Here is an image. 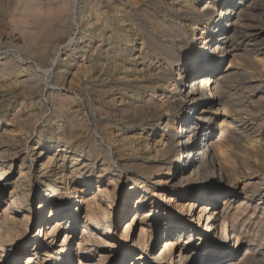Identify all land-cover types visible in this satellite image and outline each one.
<instances>
[{
  "label": "bare ground",
  "instance_id": "1",
  "mask_svg": "<svg viewBox=\"0 0 264 264\" xmlns=\"http://www.w3.org/2000/svg\"><path fill=\"white\" fill-rule=\"evenodd\" d=\"M14 1H17V3H15L16 7H13L14 13L12 11V20L9 18L7 19V22L12 23L14 20L13 23L16 22V27L15 25L12 26L21 30V34H19L20 30L18 33L21 35V37H18L17 35V37L14 38V42L16 43L26 40L28 37L31 38L32 35L34 40L36 37V39H40L39 35L35 33L37 29H46L47 31L49 29V31L53 33L55 37H63L66 32V26H68L67 21L71 19L70 21L75 23L78 16L81 14L79 6L80 0ZM124 1L128 2V6L123 4ZM256 1L221 0L220 4L218 5L215 17L211 19L209 26L202 25L200 34L196 39L197 43L193 47L194 50L192 51L191 56L186 58L185 55L188 46V28L180 27L176 21L187 17L194 21L203 20L206 22L212 14L209 10L199 9L196 4L197 1L192 5L195 11H191L189 9V0H180V2L184 5L180 4L179 7L173 5L172 8L175 7V11L163 8L160 2L157 0H142L140 3L136 0H105V2L102 0L89 1L92 12L96 16L103 17L105 19L104 25L107 28L112 27L111 15L115 13H126L130 20H135L136 25L139 24V20L135 19L138 16L140 20L144 22L143 24L148 28V30L144 32V40H146V45H152V48H148V52L157 59L160 67L156 68V72L154 71L155 73L153 72L157 80L156 82L149 81V79L145 82L143 81L141 84L142 86L147 87V89H154L160 82H162L161 79L163 77H167V81L172 79L174 82H172L173 87L175 86L178 89V98L185 103L181 112L174 118V132L168 135L167 139H165L166 141L163 142L164 147L161 145L163 148L157 149V144L155 142L151 146L153 149L152 154L160 152L163 156L161 157L164 158L168 156L167 160L169 161L164 163L159 158V160L155 161L149 160L150 162H145V160L139 162H129L127 161L128 159H125L124 161L122 159L118 160V158H120L119 155H117V152H115L116 155H114V152L111 149L106 151L107 156L102 157L103 149L97 145L99 142L96 144L95 136L91 134V139H87L84 138L79 132L81 127L82 131L86 130L85 133L87 135V132L89 131V125L87 122H83L82 119L78 121L77 118L72 117V115L69 113L70 102H76V97L75 99H71L67 95L60 96L62 91L57 90L52 91L47 96V99L54 102V107H56V110L62 113L60 120H66L65 124L69 126V132L66 134V136H64V138H62L64 140L62 143H59V138L57 136H53L51 134L46 135L43 141L36 140L29 143L28 139H26V135L29 133V126L27 125L30 123H28V121L23 122V119L30 120V117L24 115L22 110L17 109L19 106V104H17L14 107L17 109V111L9 120L12 124L6 123V121L4 124H0V149H4L2 152H0V188H3L4 183H7L11 178L16 176H18V179L15 184L16 187L19 188L16 189L17 193L11 194L7 201L8 206L3 209L1 211L2 213L0 214V264H17L19 259H21L25 253L24 246L27 245L31 246V251L26 255L25 264H29L31 261H33L35 264H48L50 261V253L54 249H48L47 247L45 248V246L43 247L41 241L45 242V238L60 233L63 225L67 227L66 233L63 234L62 239L56 248L58 250L60 249V251H62L64 247H68V249L66 256L62 258L60 264H77V262L79 264H127L128 262L125 263V261L128 256H131V260L128 264L131 262L132 264H137L135 260L143 261L147 255L152 253L160 240H162L161 246H159L160 255L158 254L153 257V264H197L194 251L201 250L203 247L193 241L195 238L196 240H206V245H209L210 247L207 248L208 253H206L201 258L202 264L211 258H214L213 256L216 254L218 257L220 256L222 259H224L234 254L237 255L236 252L239 248H245V246L243 248L245 240L247 239L246 235V238L243 236L245 233L243 235L239 233L234 234L232 225L234 222L236 223V221L239 220H244L243 222H245L247 218L253 217L258 211L260 213L262 211L263 215L264 189L259 181L248 182V180H238L233 183V177L231 178V175L226 172L227 169H224L221 165V160H227L228 156L224 153L225 151L223 152L222 150H217V148H214V141L215 139H218V142H220V139L224 138L226 134L228 135V128L231 125V123L226 122V117L224 119L222 118L223 120L221 119L220 123L218 119L219 115L222 113L219 112V108L223 107L222 100L220 99L221 97L219 98L222 85H224L225 81L231 78L234 74H237L234 67L235 65L232 63L234 59L231 60V63L227 68L223 66L224 63L228 61L231 56L236 54L238 46H240V42H246L248 44L253 43L256 46L261 45L263 47L261 51L264 53V33L257 30V28H255L256 23L253 24L247 17V14L252 11ZM236 8L239 9V13H237L238 15H236ZM253 18L251 19L253 20ZM4 23L6 24V21ZM70 25L69 27H71ZM8 26H10V24ZM7 28L8 27L6 25L5 30ZM15 28L13 31L16 30L17 32L18 30ZM1 30L0 32H2ZM8 31L10 32L12 29L10 28ZM113 31H115L117 34L116 29ZM39 32V34L42 33L40 30ZM11 34L12 33L10 32V35ZM35 34L37 36H35ZM46 34L43 32L45 37L47 36ZM213 34H215V36ZM117 35L120 36L121 34L118 33ZM12 37L14 36L12 35ZM52 38L54 40L53 36ZM40 40L42 41V39ZM65 40H62L63 44H72L71 41L68 42ZM9 41L10 40L7 42ZM36 41L37 40H35L33 44H36ZM20 43L23 44V42ZM211 43L213 44L210 45ZM24 45H26V42ZM37 45L35 47H37ZM31 46L32 45H30V47ZM19 47H22V45L18 46L17 48ZM53 47L54 46H52V48ZM24 49L23 53L25 51ZM40 50L43 49L40 48ZM48 52L49 50L47 53ZM45 56L46 55H44V57ZM182 56H184V58ZM18 59H21V57ZM171 63H177L176 73L179 80H176L175 77H171V75H166V68H163V66H167ZM260 63L261 66H264L262 60ZM49 69H51V67L48 68V71H45L46 75L48 76L47 81L51 80V76L53 75V70ZM1 75H3V73ZM239 76L241 77V74ZM63 83L65 82H62V84ZM186 83L189 85L188 91L183 89ZM106 85L107 84H101L99 85L101 87L98 88L104 89L103 86ZM127 85L128 84H125V86ZM130 85L131 84H129V86ZM77 86L78 85H76V87ZM93 90H97V92H99V89L94 88ZM98 98V101L100 102L97 105H99V108L102 110V98L101 96H98ZM154 98L155 92H151L150 97L147 98L144 96V100L142 102L140 100L135 101V99H133L128 105L122 107L120 111L110 112L109 110V112H107L109 115H112V117L114 116L116 119L123 120V124L127 127H132L136 124H143L148 128L149 124L144 123L147 116H156L161 114V112L164 110L169 112L170 110H173L176 105V101H173V98L171 97V99L167 95L159 101H156ZM20 102L21 106L24 101L22 100ZM3 104L4 103H2V105ZM109 106L110 105H108V107ZM225 109H222V111L224 110L222 116H226L225 113H227V111ZM104 112L106 114V111H103V113ZM96 113H98V110ZM89 122L91 125L98 126L105 134L107 133V127L110 125L109 123L99 124L95 116H90ZM167 126L168 122H165L164 128ZM203 126L205 127L204 131L206 135L199 137L201 136L200 134L204 132L202 131ZM230 128L232 127L230 126ZM42 129L43 127L40 126H32V130H35V132ZM251 130L249 133H251ZM91 132L92 131L89 133ZM98 132H96V134L100 135ZM105 138H108L107 134L105 135ZM201 138H203V140ZM256 140H258V138ZM259 142H261V140ZM222 143L220 144L222 145ZM253 144L254 143H252V145ZM260 144L261 143H259V145ZM263 144L264 143H262L261 147ZM27 156H30V161L28 163H26ZM100 156L102 158H100ZM170 157L176 158L177 161L175 172L172 174H168V172H166L165 176H157L156 179L152 180L151 182H148L146 178L141 176H148L151 173H160L163 166H165L167 171H169L173 165ZM19 159L21 160L20 165L15 164V162ZM226 162L228 161H225V163ZM7 164L9 165L7 166ZM255 167L257 169L256 165ZM115 168H117V170ZM240 169L241 166L238 170ZM240 171L239 173L241 174L243 171ZM256 171L260 172L258 170ZM261 174H263V170ZM103 176H107L109 178L107 184H103L104 182L101 179ZM95 177H97L96 191L93 195H91L89 192L92 190L91 186H93L92 182H94ZM125 184H127V188H125ZM37 185H42V187H44V196L38 200L37 209H33V201L39 197V193H35L37 189H33V187H37ZM230 188H233L234 190H231ZM4 196V190H0V204H4ZM256 197H259V199L253 206V200L256 199ZM237 200H240V202H237ZM48 208L50 209V215L47 219V217L43 216V214L47 212L46 210ZM186 209L187 211H185ZM157 214H159V217H157ZM81 215H84V217L82 216L83 234L77 243V247H74L73 245L69 247V240L75 237L73 233L75 230H77V221L81 219ZM152 215L155 217L150 219ZM127 217H132V220L125 221L120 235L118 237H114V235H112L111 239L107 240L106 237L109 234L110 226L112 225L114 232L117 231L118 220H123ZM203 221L204 225L202 226ZM49 222H52V224L43 233V225L45 227V225L49 224ZM229 222L232 223V228L229 226ZM161 226L165 231L164 236L162 235V237H156L157 229ZM136 228L138 229V235H136L137 237H135V233H131V230L134 229L135 231ZM184 233H186L187 238L186 241L184 240V242H182ZM35 244L37 247H35ZM133 248H138V250L140 249V253L132 256ZM244 253L247 255L249 254L247 251ZM252 254L253 253H251V255ZM95 255L98 257V259H95ZM241 256L245 257L243 255ZM247 260H249V258ZM144 261H147V258ZM243 262H241V264ZM227 263L224 261L223 264Z\"/></svg>",
  "mask_w": 264,
  "mask_h": 264
},
{
  "label": "rangeland",
  "instance_id": "2",
  "mask_svg": "<svg viewBox=\"0 0 264 264\" xmlns=\"http://www.w3.org/2000/svg\"><path fill=\"white\" fill-rule=\"evenodd\" d=\"M89 1H91V0H80L79 6H80V10H81L80 13L81 14L78 16L77 21L75 23H73V21H70L71 19H69L67 21L68 26H66V32H65V35L63 37H60V36L55 37V35L53 33H51L49 31V29H48V31L46 29H44V30L43 29H37L38 31L36 30L35 33L39 35V37H40V39H42V41L40 39H36L37 38L36 37L35 40H37L36 41L37 43L35 42L36 44H33V42L35 40H34V38H32L33 37V35H32L31 38L28 37L29 39L26 38V40L18 42V43L23 42V44L22 43L18 44L16 42H14V38H16L17 35H18V37L19 36L21 37V35H19V34H21V30L18 28H15L16 22L13 23L14 20L12 21V23L7 22L8 21L7 19H9V18H10V20H12V16H13L12 11L16 7L15 3H17V1L0 0V19H1L0 20V23H1L0 26L2 29V30L0 29L2 31V32H0L1 33L0 34V38H1V41H0V73L1 74L3 73V75L0 74V102L4 103L3 104L4 106L2 105V103H0V113H1L0 124H4L5 121H6V123L12 124L9 120L11 119L13 114L16 113L17 109H20V110H22V113L24 115L30 117V120L23 119V122L28 121V123H30L27 125V126H29L28 127L29 133L26 135V139H28L29 143L36 141V140L37 141H43L45 139V136L48 134H51L53 136H57L59 138V143L60 142L62 143V141H64L62 138H64V136H66V134L69 132L70 128H69V126H67V124H65L66 123L65 119L60 120L62 113L60 111L56 110V107H54V102L47 99V96L52 91H54V90L62 91L60 93V96L61 95L66 96L67 95L71 99H75V97H76V102H72V101L70 102V105H69V111L70 112L69 113L72 115V117L77 118L78 121L82 119L83 122H87V124L89 125V131L87 132V135L85 133L86 130L82 131L81 127H80V129L78 127V129L80 130L79 132L84 138H87V139H91V134L95 136L96 144L99 142L97 145L103 149V151H102L103 154L101 153L103 155V156L101 155L102 157L107 156L106 151L111 149V150H113L114 155H116L115 152H117V155H119L120 158H118V160L122 159L124 161L125 159L126 160L128 159L127 161H129V162H139V161L145 160V162H150V161H155V160L160 159V160H162V162L167 163L169 161V160H167L168 156L162 158L163 156L160 152L152 154L153 149L151 146L155 142L157 144L156 145L157 149L164 147L163 142L166 141L165 139H167L168 135H170L171 133L174 132V129H173L175 126V119L174 118L177 114H179L181 112L185 103L181 99L178 98V96H177L178 95V89L175 86L173 87V85H172L174 83L173 80L169 79L167 81V77H163L161 79L162 82H160L157 85V87L154 89H150V88L147 89V87L142 86L141 83H143V81L145 82L149 79H150L149 81H153V82L157 81L154 73L156 72V68L160 67L157 59L154 56L150 55V53L148 52V50H149L148 48H152L151 47L152 45L151 46L146 45V40H144V32H146L148 30V28L143 24L144 22L141 21L140 18L137 16L135 19L139 20V24L136 25L135 20L134 19L130 20V18L127 17L126 13H123V14L122 13H115V14L111 15L112 27L107 28L104 25L105 19L103 17L96 16L92 12L91 7L89 5ZM93 1H96V0H93ZM102 1L105 2V0H102ZM136 1H138L140 3L142 0H136ZM157 1L160 2V4L162 5L163 8H165L167 10H173V11H175V9H176L175 7L172 8L173 5L178 6V7L180 4L184 5L183 3L180 2V0H176V1L175 0H173V1L172 0H157ZM196 1H197L196 4H197L199 9L209 10V11H211L212 14L206 22H204L203 20L194 21V20L189 19L187 17L183 18L182 20L176 21L177 24L180 25V27L188 28L187 29L188 46L186 49L185 58L191 56L192 51L194 50L193 47L197 43L196 39L198 38V36L200 34V29H201L202 25L203 26L204 25L209 26V23H210L211 19L213 17H215V14L217 13L218 5L221 2V0H199V1L198 0H189V2H190L189 3L190 4L189 9L191 11H195V9L193 8L192 5ZM124 2H123V4L125 6H128V2L127 1H124ZM251 12H252V14H251ZM251 12L248 13L249 16L250 17L252 16L251 18L254 17L255 19L253 18V20H252L248 16V14H247V17L249 18V20H251V22L253 24L256 23L257 26L255 25V28H257V30L264 33V19H263L264 18V0H257L255 5L253 6ZM13 13H14V11H13ZM237 13H239V9H237L236 15H238ZM83 14H84V16H83ZM118 14H119V16H118ZM86 19H88V20H86ZM3 21L4 22L6 21V24ZM120 21H121V23H120ZM3 24L5 27L3 26ZM9 24H10V26L15 25V27H13V26L10 27V26H8ZM6 25L9 28V29L7 28L8 30H10V28H11L13 31L15 28L18 31L16 32V30H15V31H13L14 33L12 31H10L12 33L10 35V32L7 29L5 30ZM69 25L71 27H69ZM68 27H69V29H68ZM128 27H130V28H128ZM140 28H141V30H140ZM144 28H145V30H144ZM114 29H116L117 34L119 33L121 35L118 36L115 33V31H113ZM19 30H20V33H19ZM39 30L42 32L41 34H39L40 33ZM45 30H46V32H45ZM43 32H44V34H46L48 32L49 33L46 34L47 36L45 37V35H43ZM70 33H72V34H70ZM4 34H5V36H4ZM7 34L10 36H8ZM36 34H35V36H37ZM12 35L14 37H12ZM51 35L54 37V40H53ZM213 35L215 36V34H213ZM67 36H68V38H67ZM73 37H74V39H73ZM44 38L46 39V41ZM6 39H7V41L8 40H10V41L7 42ZM63 39L64 40L66 39L65 41H68V42L71 41L72 44L68 45V43H66V44L64 43L65 44L64 45L62 42ZM32 40H34V41L31 42ZM38 40H39V43H38ZM56 40H57V42H56ZM138 41L139 42L141 41V42L139 43ZM25 42H26V45H24ZM41 42H43V43H41ZM123 42H124V44H123ZM45 43H47V44H45ZM41 44L44 48L41 46ZM60 44H62V45H60ZM212 44L213 43H211L210 45H212ZM239 44H240V46H238L236 54L231 56V58L228 61H226L223 65L225 68H227L228 65H230V63H231V60L234 59L232 61V63H233V65H235L234 67H235V71L237 72V74H234L233 75L234 77L232 76L233 78L231 77L227 81H225L224 85H222V88H221V92H220L221 94L219 95V98L221 97L220 99L222 100V104H223V107L219 108L220 109L219 112H222L218 118L219 123H220L222 118L224 119L226 117V122L231 123L230 126L232 128H230V126H229L228 132H227L228 135L226 134L224 136V138L220 139V142H218V139H215L214 148L215 149L217 148V150H222L223 152L225 151L224 153L228 156L227 160L226 159L221 160V165L223 166L224 169L225 168L227 169L226 172L229 175H231L230 177L231 178L233 177V180H232L233 183H235L238 180H248V182H250V181L251 182H255V181L258 182L259 181V183H261V186L264 189V148H262V147H264V144L261 147L262 143H264V117H263L264 116V70H263L264 66H261V63H260L261 60L264 63V60H263L264 59V53H262L263 51H261L263 49V47L261 45L256 46L253 43L248 44L246 42L245 43L240 42ZM21 45H22V47L17 48L18 46H21ZM23 45H24L25 49L23 48ZM30 45H32V46L30 47ZM36 45H37V47H35ZM51 45L54 47L52 48ZM25 46H27V47H25ZM38 46L43 50H40V48ZM50 46H51V48H50ZM244 46H246V47H244ZM29 48H31L32 51ZM46 48H48V49H46ZM23 49L25 50L24 53H23ZM17 50H18V52H17ZM48 50L50 53L49 52L47 53ZM254 51H255V54H254ZM57 52H59V53H57ZM249 53H251V54H249ZM44 55H46V56L44 57ZM20 57H21V59H18ZM22 57H24V58H22ZM46 57H47V59H46ZM182 57L184 58V56H182ZM114 60H116V61H114ZM97 61H99V62H97ZM49 66L51 67V69H49V70H53V75L51 76V80L47 81L48 76L46 75L45 71H48V68H50ZM242 67H244V68H242ZM52 68H54V69H52ZM112 68H113V70H112ZM163 68H166L165 69L166 75H168V76L171 75V77H175L176 80H179L178 75L176 73L177 72V63H171L167 66H163ZM131 69H132V71H131ZM148 71H150V72H148ZM111 72L113 75L111 74ZM238 72H240V73H238ZM240 74H241V77L239 76ZM30 76H31V78H30ZM77 76H78V78H77ZM248 79H249V81H248ZM20 80H23L24 82L20 81ZM62 82H65V83L62 84ZM31 83H32V85H31ZM48 83H50V84H48ZM228 83H230V84H228ZM27 84H29V85H27ZM101 84L102 85L107 84V85L103 86L104 89L98 88V87H101V86H99ZM111 84H112V86H111ZM125 84H128V85L125 86ZM129 84H131V85L129 86ZM239 84L242 86H240ZM39 85H40V87H39ZM76 85H78V86L76 87ZM119 85H121V86H119ZM246 86H247V89H246ZM165 87H167V88H165ZM73 88H74V90H73ZM92 88L93 89L94 88L99 89V92H97V90L96 91L93 90ZM183 89H186L187 91L189 90L188 83L185 84ZM226 89H228V90H226ZM235 89H237V90H235ZM143 92H144V94H143ZM151 92H155V98L154 99L156 101L163 99L167 95L170 98L172 97L173 99L172 98L171 99L173 101H176V105L173 109L174 111L170 110L168 112V111L164 110L161 112V114H158L156 116H154V115L147 116L144 123L149 124L148 128L146 126H144L143 124H136L132 127H127L126 125L123 124L124 123L123 120L116 119L114 116L112 117V115L108 114L109 110H110V112L111 111H120L122 109V107L128 105L133 99H135V101L140 100L142 102L144 100L143 97L144 96H146L147 98L150 97ZM96 93L97 94L100 93L102 95L105 94V95H103V97H102V95L98 94V96H101V98H102L101 101L102 102L104 101L103 103L101 102L102 110L99 108V105H97V104H99L100 101H98L99 98H98ZM70 94L73 96H71ZM29 95H30V97H29ZM86 96H87V98H86ZM92 97H95V98H92ZM109 97H111V98H109ZM115 97H116V99H115ZM260 98L262 99V101ZM106 99H107V101H106ZM19 100L24 101V103L21 105L22 107L20 106L21 102ZM120 101H121V103H120ZM8 103H9V105H8ZM17 104H19L20 107L18 106L16 109L14 107ZM108 105H110L109 106L110 108L108 107ZM89 107L93 111H91ZM27 108H29V109H27ZM221 108L222 109L226 108L225 109L227 111V113H225L226 116H222L224 110L222 111ZM97 110H98L99 114L96 113ZM35 111H37V112H35ZM103 111H106V114H105V112L103 113ZM2 113H4V114H2ZM229 113H231V114H229ZM28 114H30V115H28ZM90 116H95L97 118V122L99 124H101V123L102 124H108V123L110 124L106 130V132H107L106 134H107L108 138H105L106 134L103 131H101L98 126H94V125L90 124V122H89ZM85 118H87V119H85ZM111 118H113V119H111ZM32 119H33V121H32ZM120 121H121V123H120ZM165 122H168L169 127L167 126L166 128H164ZM31 123H33V124H31ZM170 123H171V125H170ZM33 125L43 127V129L35 132V130H32ZM51 125H53V126H51ZM233 126H235V127H233ZM91 127L92 128L94 127V128L92 129ZM98 130H99V132H98ZM204 130H205V127L203 126L202 131H204ZM250 130H251V133H249ZM90 131H92V132L89 133ZM169 131H171V132H169ZM245 131H246V133H245ZM30 132H31V134H30ZM96 132L100 133V135L96 134ZM200 135L201 136H199V137H202V135H206L205 131L202 132ZM142 137H145V138H142ZM256 137L258 138V140H256L257 139ZM260 137H261V139H260ZM138 138H140V139H138ZM201 139L203 140V138H201ZM262 139H263V141H262ZM260 140H261V142H259ZM145 141H147V142H145ZM250 141H251V143H250ZM215 143H217V144H215ZM218 143L219 144L222 143V145L221 144L219 145ZM252 143H254V144L252 145ZM259 143H261V144L259 145ZM257 146H259V147H257ZM144 147H145V150H144ZM256 147L258 148V151H257ZM247 149H248V151H247ZM3 150L0 149V152H2ZM129 153L132 155L134 154V155L132 156ZM142 153H143V155H142ZM101 156H100V158H102ZM170 160L173 163V165L169 171H167L166 167L163 166L160 173H154V174L151 173L148 176L147 175H141V176L143 178H146V180L148 182H151L152 180L156 179L157 176L158 177L159 176L160 177L165 176L166 172H168V174H172L173 172H175V169L177 166V161H176V158H172V157H170ZM20 161H21L20 159L17 160L15 162V164L20 165ZM29 161H30V156H27L26 163H28ZM225 161H228V162L225 163ZM8 165L9 164H7V166ZM255 165L257 166V169H256ZM240 166H241V169H240L241 171L238 170ZM242 168H244V169H242ZM251 168H252V170H251ZM254 168H255V170H254ZM115 169L117 170V168H115ZM256 170H258L260 172H257ZM262 170H263V174H261ZM231 171H233V172H231ZM239 171L240 172L243 171L242 172L243 174L242 173L240 174ZM234 175L238 178H236ZM261 176H263V177H261ZM17 179H18V176L11 178L7 183H4L3 188H0L1 191L4 190V194H5V196H4L5 198L3 200L4 204H0V214L2 213L1 211L8 206L7 201L9 199V197L11 196V194L17 193L16 189H19L18 187H16V184H15ZM101 179L104 182L103 184L108 183L109 178L107 176H103ZM96 180H97V177H95V180H94L95 183L92 182L93 183V186H91L92 190H91V192H89V194H91V195H93L94 192L96 191ZM127 187H128L127 184H125V188H127ZM33 189L34 190L37 189L35 191V193L36 192L39 193V197H37V199H35L33 201V205H32L33 209H37L38 200L42 196H44V187H42V185H37V187L35 186V187H33ZM230 189L234 190L233 188H230ZM258 199H259V197H256V199L253 200V206L257 203ZM237 202H240V200H237ZM221 207H223V206H221ZM46 211L47 212H45L43 214V216L47 217V219H48L49 215H50V209L48 208ZM185 211H187V209ZM157 215H158L157 217H159V214H157ZM82 216L84 217V215H81V219H79L77 221V230H75V232L73 233V235H75V237H73V239L69 240V242H70L69 247L72 245L74 247H77V243L79 242L80 237L83 234L82 233L83 232V230H82L83 229L82 228L83 227V224H82V222H83L82 218L83 217ZM254 216L247 218L245 220V222H243L244 220L243 221H241V220L236 221V223L234 222L233 225H232V223L229 222L230 223L229 226L231 227V225H232V227H233L234 234L239 233V234L243 235L245 233L243 236L245 237V235H246L247 239L245 240V244L243 245V248L245 246L244 249L239 248L236 252L237 255L234 254L235 257H234V255L230 256L228 254L230 257H228V258L226 257L224 259H222V257H220V256L218 257L216 254L213 256L214 258H211L210 260L206 261L204 264H223L224 261L226 263L228 262L227 264H231V263L241 264V262H243V261H245L246 263L243 262L242 264H264V217H263L264 211H263V215H262V211H261V213L258 211L256 213V215H254ZM154 217L155 216L152 215L150 217V219H153ZM259 218H260V220H259ZM126 220H132V217H129V218L127 217L123 220L122 219L118 220L117 231H115V232H114L113 227L111 225L109 228V234L107 235L106 239L110 240L112 235H114V237H118L120 235V233L122 232V229L124 227V223ZM238 223L241 227L238 225ZM51 224H52V222H49V224L45 225V227L43 225V227H42L43 233L50 227ZM203 225H204V221L202 222V226ZM238 226H239V228H238ZM66 228L67 227H65V225H63L60 233L55 234L54 236H50V237L45 238V242L41 241V243L43 244V247L45 246V248L47 247L48 249H54L50 253V256H49L50 261L48 264H60L62 261V258L66 256V252H67L68 247L67 248L64 247L62 251H60V249L58 250L56 248L58 243H60L63 234L66 233ZM137 228L135 229V231H134V229L131 230V233H133V234L135 233L134 234L135 237H137L136 235H138V229ZM35 229H36V227H35ZM238 229H240L241 231ZM164 232L165 231L162 228V226L159 227L157 229L156 237H162V235L164 236ZM186 238H187L186 233H184L183 238H182V242H184V240L186 241ZM193 241L198 243L201 247H203L201 250H198V251L193 250L195 255H196L195 259H196L197 264H202L201 258L206 253H208L207 248H210V247H209V245H206V240H196V238H195V239H193ZM161 242H162V240H160L157 243V245L155 246V249L152 251V253L150 255L146 256L147 261H144L146 259L145 258L143 261L135 260V262L137 264H140V263H143V264L144 263L145 264L152 263L153 264V257H155L156 255L159 254V249H160L159 246H161ZM35 247H37L36 244H35ZM24 248H25L24 249L25 253H24L23 257H21V259H19L17 264H25L26 255L28 252L31 251L30 245L24 246ZM132 250H133L132 256L136 255L137 253H140V249L138 250V248H135V249L133 248ZM230 250H231V248H230ZM246 251L249 253L248 255L251 257H249L246 253H244ZM251 253H253L252 255H254V256H252ZM241 255H243L245 257H242ZM41 257H42V255H41ZM236 257H238V258H236ZM248 258H249V260H247ZM95 259H98V257H96V255H95ZM130 260H131V256H128L126 258L125 263H127V262L129 263ZM238 260L240 263L238 262ZM209 262H211V263H209ZM29 264H35V263L33 261H31ZM77 264H79V263L77 262ZM130 264H132V262Z\"/></svg>",
  "mask_w": 264,
  "mask_h": 264
}]
</instances>
